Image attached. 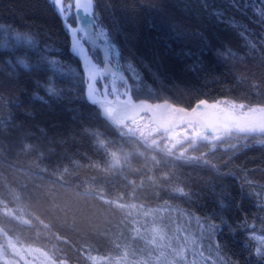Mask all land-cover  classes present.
<instances>
[{"label": "trees", "instance_id": "obj_1", "mask_svg": "<svg viewBox=\"0 0 264 264\" xmlns=\"http://www.w3.org/2000/svg\"><path fill=\"white\" fill-rule=\"evenodd\" d=\"M93 2L136 100L264 105V0ZM68 21L77 23L74 14ZM0 25V41L11 45L0 48L7 237L65 264H264L256 255L264 252V133L214 135L196 125L178 139L129 133L86 96L82 60L55 4L0 0ZM205 40L213 53L186 55ZM91 53L103 65L101 51ZM8 255L3 247L0 260Z\"/></svg>", "mask_w": 264, "mask_h": 264}, {"label": "bare ground", "instance_id": "obj_2", "mask_svg": "<svg viewBox=\"0 0 264 264\" xmlns=\"http://www.w3.org/2000/svg\"><path fill=\"white\" fill-rule=\"evenodd\" d=\"M91 2H92V0H91ZM77 3H79V4H88L89 0H72V2L70 4L73 5L72 14H74V16H75V12L77 11V9L75 7V5ZM58 6L59 5H56V9H57ZM93 8H94V2H92L91 10ZM72 14H67V20H68V17L70 15H72ZM75 17H76V22L77 23L74 26V28H84V32L83 33L79 32V31L77 32L76 38L80 39V41H81L82 52H84V50L86 51L83 54V61H82V64H83V67H84V70H85L86 79H87L86 96L94 104H95V101H100L101 102L104 113L107 116H109L110 119L107 118L106 116H104L101 108L98 107L101 110L102 115L104 117H106L111 123H113L115 126H118V127L120 125L124 124L126 120L134 118V117H136V116H138V115H140L142 113L148 114L151 117V121L154 122L155 124H157L158 126L162 127V128H167V129L176 128V126L178 124H181L183 122V118H181L178 115L173 114L172 112H167V111H165L162 108H160V109L159 108H155V110H149V107H146L144 105H139V104H134V105L128 107L127 110L123 114H121V116H116L114 113H119V109L117 108V105H121L122 106L123 105L122 102H126L125 94H124L123 98L120 97V96H118L116 98L111 97L108 94V85L106 83L104 84V88L102 90V93L101 92L99 93L100 88L97 85V80H98V78H104L105 75H109L112 78H116V79L120 80V77L122 76V73L124 75H125V73L123 72V70L121 68L119 69L114 63L111 62L110 45L108 44L107 41H101L99 37H96L97 41H96V47L95 48H97V49L100 48V49H102L104 51L107 64L105 65V59H104V65H103L102 68L99 67L98 64H96L97 68L99 69L100 72L97 73L95 71L93 66L89 63V56L86 54V53H90L92 55L91 48H93L92 44L89 43L88 39H87V33H88L87 27L84 25L83 21H81L77 16H75ZM95 25H96V22L94 21V23L92 25V32H93L94 36L97 33ZM104 40H106V39H104ZM92 58H93V56H92ZM94 61H95V59H94ZM128 81H129V79H128ZM123 85H124V88L127 89V86L125 85V83H123ZM87 86L89 87V90H88ZM129 87L131 88L130 81H129ZM131 95H132V89H131ZM132 97H133V95H132ZM144 100H146V99H144ZM147 101H149V100H147ZM161 101H168V100H161ZM201 101H208V100L203 99V100H200V101H198L196 103H199ZM114 102L118 103V104H115ZM158 102H160V101H158ZM168 102H170V101H168ZM173 104H175V103H173ZM175 105H177V104H175ZM178 106H181V105H178ZM169 108L171 109L172 107H169ZM201 108H203V107H201ZM223 108H225L227 110L239 111L240 113H243V112L246 111L242 107H233V106H229L227 104H225V106ZM188 109H190V108H188ZM148 111H150V113ZM222 112H225V111L222 110ZM247 114H249V112H247ZM247 117H249V116H247ZM247 117L246 116H236V119H237L236 122L241 120L240 124H243V123L251 124V122H242V120H245ZM187 124L196 125V124H193V123H184L181 126H184V125H187ZM181 126H177V127H181ZM198 126H200V125H198ZM203 131L206 132L204 129H203Z\"/></svg>", "mask_w": 264, "mask_h": 264}, {"label": "water", "instance_id": "obj_3", "mask_svg": "<svg viewBox=\"0 0 264 264\" xmlns=\"http://www.w3.org/2000/svg\"><path fill=\"white\" fill-rule=\"evenodd\" d=\"M92 11L93 9L91 10L90 15L94 20ZM65 23H67L72 28H74V26L71 23H69L67 19ZM100 50L103 53V57L105 59V65H106L107 61L105 58V53L102 49ZM84 52L86 51L84 50ZM84 52H82V56ZM86 54L89 56V63L93 66L95 71L99 73L100 71L97 68L96 65L97 63L92 58V55L90 53H86ZM79 58H81V60L83 61V57H79ZM120 80L123 83H125V85L127 86V89L126 88L123 89L126 102H122L123 103L122 106L117 105V108L119 109V113H114L116 116H121V114H123L128 107L134 104H139L149 107V110H155V108H159V109L162 108L167 112H172L173 114L180 116L181 118H183V122L181 124H178L177 126H181L184 123H193L196 125L198 124L200 125L199 127L203 128L206 132L209 133L233 132L236 134H243V135L264 133V106L260 108L253 107L250 110H246L245 112L240 113L239 111L227 110L223 108L226 103L221 101H213V102L201 101L199 103H196L190 109L175 105L168 101L150 102L144 99H140L136 101L131 95V88L129 87L128 78L123 73L122 76L120 77ZM87 88L89 90L88 86ZM95 104L101 108L104 116L110 119V117L104 113L101 102L95 101ZM169 107L172 108L170 109ZM222 110L225 112H222ZM148 112L150 113V111ZM247 112H249V114H247ZM236 116H246V117L249 116L245 120H242V122H251V124H246V123L240 124L241 120L236 122L237 120Z\"/></svg>", "mask_w": 264, "mask_h": 264}, {"label": "rangeland", "instance_id": "obj_4", "mask_svg": "<svg viewBox=\"0 0 264 264\" xmlns=\"http://www.w3.org/2000/svg\"><path fill=\"white\" fill-rule=\"evenodd\" d=\"M71 2L72 0H69L67 2L62 1L63 6L65 7L66 15L68 14V10L66 6L69 5ZM93 12H94V8H93L92 13ZM94 21H95V17H94ZM95 28L97 32L96 34H98L101 31H103L106 34L105 29L100 27V25L96 24ZM99 38L101 41L108 42V44L110 45V50L113 47L115 48V45L111 44L110 39L107 37V35H106V38L105 37H99ZM92 49H97V48H91V52H92ZM102 57H103V53H102ZM111 62L114 63L119 69L121 68L119 61L116 59V55L112 51H111ZM103 65L101 66L98 65V66L102 68ZM105 83L108 85V94L111 97L113 98H116L118 96L122 98L124 97L123 83L116 78L110 77L109 75H105L104 78H98L97 85L100 88L99 93L100 92L102 93ZM223 101L229 106L242 107L244 110H249L250 108V107L246 108L244 103L229 102L226 100H223ZM187 125L188 127L194 126L192 124H187ZM120 126L126 127L129 130L131 129L132 131H128V132L133 133V134L135 130H139L144 135L154 134V133H157L158 131H164V135L167 138L170 137V138H176V139L179 138L180 134L187 135L186 129H180L183 126L176 127V128H170V129L162 128L158 126L157 124H155L154 122H152L151 117L146 113H142L134 118L126 120L125 123ZM197 128L200 129L201 127L198 126ZM149 143L152 144V142H149ZM1 204L3 205V202ZM6 219H7L6 213L5 211H3V208H2L0 209V226L2 225V223L3 224L6 223L7 221ZM7 241H8V244H7ZM258 241L259 242L261 241V246L264 249V237L259 236ZM3 247L5 248L6 251H8V253H10V255L4 258L6 260V263H3V260L1 259L0 264H21L20 262H23L25 264H65L63 261L62 262L60 261V263H57L54 260H51L50 258H48L49 253L47 251H37L35 249H29L27 247L20 245V242L16 241L15 239H11L7 237V234L5 233V231L1 230L0 228V252L3 251ZM135 249H137V245H135ZM197 249H199L202 253V252L207 251V246H205L203 243H200ZM191 250L193 249L191 248ZM195 251L198 252V250H195ZM7 258H10L11 260H14L16 262H11V260H8ZM128 263L129 262L124 263V264H128ZM112 264H117V263L113 262Z\"/></svg>", "mask_w": 264, "mask_h": 264}, {"label": "snow or ice", "instance_id": "obj_5", "mask_svg": "<svg viewBox=\"0 0 264 264\" xmlns=\"http://www.w3.org/2000/svg\"><path fill=\"white\" fill-rule=\"evenodd\" d=\"M51 3L55 4V5H59L56 9L58 16L61 19V22L64 24L65 29L69 32L70 37H71V43H70V52L73 55H76L77 57H83L82 56V48H81V41L80 39L76 38L77 32H84V28H72L70 25H68L67 23H65L66 19H67V15L65 12V7L62 5V0H50ZM233 6H235V4H233ZM67 10H68V14H72V8L73 5L69 4L66 6ZM77 11L75 12V16H77L81 21H83L84 25L87 27L88 33H87V39L88 42L92 44L93 48L96 47V37H105L106 38V34L101 31L98 34H96L94 36L93 32H92V25L94 23L93 18L90 15L91 12V8H92V2L91 0H89L88 4H79L77 3L75 5ZM109 8L111 7L110 5L108 6ZM82 10V11H81ZM215 16L220 17L223 15V13L220 12H216L214 13ZM264 18V17H262ZM3 28V25H0V29ZM14 40L16 42V44H21V43H27L30 47L32 48H36V44L37 42L31 39H28L26 37L20 36V35H16L14 37ZM207 40H205V44L206 47L201 48L199 54H194V53H186V55H188L189 57H192L193 55L197 56V60L199 61L203 56L208 55L209 53H213L211 48L207 46ZM3 47H11V45H5L2 41H0V48ZM44 52H53L55 51L53 48H51V46L46 47L45 49H43ZM111 51L116 55L119 56V52L117 51L116 48H112ZM215 55H221L219 52H215ZM42 59H44L45 61H47L49 64H52L54 67V70L56 71H60V69L57 67V65H59V61L56 60H48L47 56H42ZM17 63L23 67L25 70H27L30 65L23 59H17ZM9 66H11V62H9ZM199 64L196 63L193 66V70H195V67H198ZM69 72H71V69L69 70ZM47 91L49 93H53L54 89L52 88H48ZM224 224L227 225L228 222L225 220ZM210 228H217V231H222V229L218 228L216 225H210ZM256 255L258 257L260 256H264V252H260L259 250H257Z\"/></svg>", "mask_w": 264, "mask_h": 264}]
</instances>
